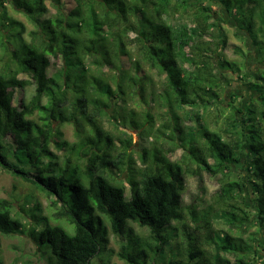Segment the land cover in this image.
Instances as JSON below:
<instances>
[{
    "label": "trees",
    "instance_id": "obj_1",
    "mask_svg": "<svg viewBox=\"0 0 264 264\" xmlns=\"http://www.w3.org/2000/svg\"><path fill=\"white\" fill-rule=\"evenodd\" d=\"M7 4L34 28L27 31ZM226 15L255 47L258 68L248 67L240 46L242 60L224 54ZM0 43L9 56L0 67V168L53 197L57 221L38 201L19 211L0 198V233L28 234L47 264H93L108 250L106 222L123 240L118 256L127 264H157L155 256L167 264H264V239L257 244L264 234V0H0ZM28 85L35 94L16 103ZM131 101L144 105L143 121ZM118 116L153 136L139 154L141 169L132 135L104 126L118 128ZM55 122L74 124L78 140H64ZM241 161L245 173L236 177L233 164ZM118 171L127 172L128 185ZM203 172L219 187L198 214L183 193L187 175L201 180ZM174 222L185 244L177 242L165 262L166 245L178 236ZM250 223L257 230L247 235Z\"/></svg>",
    "mask_w": 264,
    "mask_h": 264
},
{
    "label": "rangeland",
    "instance_id": "obj_2",
    "mask_svg": "<svg viewBox=\"0 0 264 264\" xmlns=\"http://www.w3.org/2000/svg\"><path fill=\"white\" fill-rule=\"evenodd\" d=\"M48 2L50 3V0H48ZM64 3L68 6L69 2L65 1ZM8 11L11 16L24 22L27 31L32 30L34 28L33 23L30 20H28L23 13L15 10L11 5H8ZM53 13H54L53 7L49 6V15ZM224 17L225 20H227L226 23L227 25H224V27L228 32L229 44H230L224 50V54H226V56L229 59L242 60V57L239 55V53L236 52V50H238L236 46H240L244 50V52H246L248 67L258 68L259 64L254 58V56H256L255 47L252 46L251 44L247 45L243 39L239 38L234 33V24L233 21L231 20L232 18H229L227 15ZM27 31L25 32L24 36L28 40L30 37L28 34L29 32ZM8 58H9L8 54L6 53L5 49L0 43V67L5 64V61ZM124 65L126 68L129 67L130 61L125 60ZM235 85L237 89L244 90V87L240 84V82L236 83ZM229 93L230 90L228 91V95ZM34 94H35V86L28 85L25 89L19 90L16 93L15 102L18 103L21 98H24L25 100L29 101ZM129 104H130V108H133L137 112L136 118L140 121H143L144 119L143 112L145 108L144 105L142 106L136 105L133 101H131ZM155 110L152 111L154 112ZM109 111L111 112V109ZM121 114H123V112H121ZM154 114H155L154 120L155 122H157V124H159L161 122V116L157 112H154ZM33 118H35L37 121H40L38 117V113H35L33 115ZM117 120H119V122L117 121L118 128L114 126V123H111L108 120L106 121L104 120V126L109 128L110 131L113 134H115V136H124L121 134L122 130H125L126 132H128V134L132 135L133 147L131 148V151H133L132 153L136 160V168L141 169L143 167V164L139 159V154L143 147H151L154 145L153 136H147L145 134L141 135V130L132 127V125L128 122H124L122 116H118ZM185 124L194 126L196 123L193 120L186 119ZM57 127H59L63 132L64 140L70 143L76 142L78 140L74 124L72 123L59 124V122H55L54 130ZM162 138L164 140H169L165 136H163ZM160 141L158 142V144L161 143ZM116 142L117 144L119 143L118 141ZM167 147H168V143L165 144L164 149L167 150ZM51 149L56 154L63 157L64 152L58 149L54 143L51 145ZM181 152L182 150L178 149L176 154L173 155L172 159L179 157ZM233 168H234L233 175L236 177H238L241 173L242 174L245 173L243 161L233 164ZM117 176L120 178L119 181H123V182L125 181L126 185H128V182H126L127 172L121 173L118 171ZM218 187H219V180L217 178L209 176V174H207L206 172H203L201 180L199 179V177L187 175L186 188L183 193L184 204H189L192 202L195 203L198 207L197 208L198 214H202L205 210H207V208H209V205L213 203L212 200L213 194ZM127 193H130L129 188L127 189ZM0 198H6L11 200L13 202V206L19 211H21L22 206H24L25 209H28L30 207H33L35 202L38 201L41 206V211H42L41 213L43 215L48 216L51 219L52 223L57 222L52 216L55 210V206H52L51 204L53 197H48L34 184L27 182L24 179L14 175L12 172L3 170L1 168H0ZM247 202L250 205L252 204L249 198H247ZM20 214L23 220L28 223V219H29L28 215L25 212H21ZM185 221L189 229L191 228V230L196 226V223L192 221L191 217L187 213H186ZM106 223L108 225L107 226L109 233L108 236L110 239V242L108 244V250L102 256L95 257L93 259V264H105V262H107L108 264H127L124 260H122L118 256V252L120 250L121 244L123 243V240H121L119 236L113 233L109 222ZM250 224L251 226L249 227V231L247 235L257 230L256 224H252V223ZM132 225L135 227L137 233L141 236L142 239H146L150 237V231L148 228L140 227L136 223H132ZM173 227H176L174 232L178 233V236L174 237L169 243V245L168 244L166 245L165 253L162 254L165 258L164 259L165 262L166 261L168 262L172 257L171 252H173V248H175L177 242L184 240V244H185V236L183 235L182 232L183 231L182 224L178 222H174ZM69 231L72 233V230L69 229ZM262 239H264V234L259 236L257 244H259V241H261ZM38 247L39 246L35 243L34 239H32V237H30L28 234L22 233V234L4 235L0 233V255L2 257L4 264H47L46 257L43 255V253L40 251ZM151 261L152 263L157 262V264H167V263H163L160 257L157 256H155Z\"/></svg>",
    "mask_w": 264,
    "mask_h": 264
}]
</instances>
